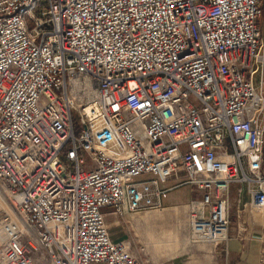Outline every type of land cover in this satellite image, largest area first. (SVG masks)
<instances>
[{"label":"built area","instance_id":"obj_1","mask_svg":"<svg viewBox=\"0 0 264 264\" xmlns=\"http://www.w3.org/2000/svg\"><path fill=\"white\" fill-rule=\"evenodd\" d=\"M259 5L0 0V264H145L101 210L180 186L191 242L226 241L233 183L264 210Z\"/></svg>","mask_w":264,"mask_h":264},{"label":"crops","instance_id":"obj_2","mask_svg":"<svg viewBox=\"0 0 264 264\" xmlns=\"http://www.w3.org/2000/svg\"><path fill=\"white\" fill-rule=\"evenodd\" d=\"M192 195L187 186H180L168 192L162 200V208L158 210L129 213L121 205L122 213L117 216L111 213L112 209L103 208L101 212L109 239L139 244L133 253L138 257L146 258L148 255L156 259L152 264H205L202 258L181 260L169 253L174 244L186 246L188 243L186 203ZM243 202L244 207L241 205ZM229 220L227 239L217 244L219 264H261L259 258L264 243V214L257 216L252 213V209L247 206L246 192L244 199L233 210L230 208ZM135 245L132 247L135 248Z\"/></svg>","mask_w":264,"mask_h":264},{"label":"rangeland","instance_id":"obj_3","mask_svg":"<svg viewBox=\"0 0 264 264\" xmlns=\"http://www.w3.org/2000/svg\"><path fill=\"white\" fill-rule=\"evenodd\" d=\"M260 16L258 18V26H259V31L262 36H264V0H260ZM256 75L254 76L253 79V86L255 87L256 91L259 92V86L257 85L256 82ZM74 117V115H73ZM182 179V174L179 172L177 175V178H174L173 176L168 177L167 181L169 183L176 182L178 180ZM241 188V193L240 195L237 193V189ZM186 191V188L183 189ZM240 196V200L242 201L245 196V185L244 184H239V183H233L229 186V192H228V198H229V205L231 210L235 208L236 205V198ZM109 209V208H108ZM252 213L255 215L261 216L264 214V210H253ZM230 221V220H229ZM230 225V222H229ZM229 227V226H228ZM186 236V235H185ZM131 237V235H130ZM188 243L186 246H180V245H173L172 250L169 252L170 255H177V257L181 260H184L186 258H202L205 260V264H219V259L220 257L217 255V247L218 245H212L210 243H206L203 241H194L191 242L188 235H187ZM130 243V249L132 252L136 251L138 249L139 244H133L132 242ZM136 243V242H135ZM135 245V248L132 247ZM139 252V251H138ZM140 257V256H139ZM145 264H152L156 259H151L148 255L146 258L144 256L140 257ZM148 260V261H147Z\"/></svg>","mask_w":264,"mask_h":264},{"label":"bare ground","instance_id":"obj_4","mask_svg":"<svg viewBox=\"0 0 264 264\" xmlns=\"http://www.w3.org/2000/svg\"><path fill=\"white\" fill-rule=\"evenodd\" d=\"M3 208L11 215L13 210L9 207V205H6L5 203L2 204ZM13 214V213H12ZM21 226V225H20ZM22 227V226H21Z\"/></svg>","mask_w":264,"mask_h":264}]
</instances>
